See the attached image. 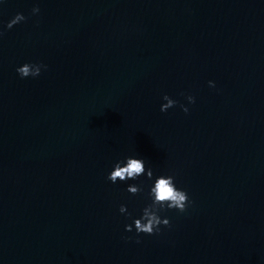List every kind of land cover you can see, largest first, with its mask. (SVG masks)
<instances>
[{"label":"water","instance_id":"1","mask_svg":"<svg viewBox=\"0 0 264 264\" xmlns=\"http://www.w3.org/2000/svg\"><path fill=\"white\" fill-rule=\"evenodd\" d=\"M18 12L0 36V264H264V0H5L0 29ZM25 62L47 69L21 79ZM128 155L191 201L159 234L124 231L119 206L148 202L143 176L135 196L105 178Z\"/></svg>","mask_w":264,"mask_h":264},{"label":"clouds","instance_id":"2","mask_svg":"<svg viewBox=\"0 0 264 264\" xmlns=\"http://www.w3.org/2000/svg\"><path fill=\"white\" fill-rule=\"evenodd\" d=\"M4 3L5 0H0V5ZM39 11V7L34 5L31 8V15L36 16ZM25 20L26 17L23 14L16 13L0 29V36L3 35L4 30L11 29L14 25ZM46 69L47 65L41 62H25L17 66L15 72L21 79L28 77L35 78L40 75L42 70ZM208 86L210 88L215 87V84L209 80ZM161 99L164 101L159 106L161 112H165L176 104V101L171 99L167 94H164ZM185 99L189 105L194 102V97L191 95L186 96ZM180 108L183 112H188V108L185 105H180ZM142 176L148 181L146 193H144V189L140 184L135 183ZM105 178L112 184L124 183V190L129 195L135 196L137 193H144L148 202L140 210L138 217L132 216V213L127 210L124 204H121L118 208V212L125 218H131L130 224H124V231L132 232L136 236L140 234H159L161 226L167 227L169 225V219L162 215L165 210L174 209L178 212H184L186 207L191 204L187 192L177 187L173 174L165 172L154 174L153 169L146 167L144 159L138 156L128 155L116 159ZM128 181H132L133 183H127Z\"/></svg>","mask_w":264,"mask_h":264}]
</instances>
